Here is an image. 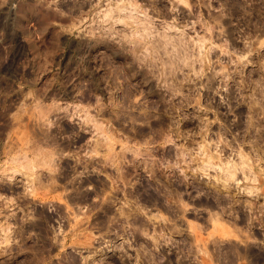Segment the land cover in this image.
Masks as SVG:
<instances>
[{"label":"rangeland","instance_id":"rangeland-1","mask_svg":"<svg viewBox=\"0 0 264 264\" xmlns=\"http://www.w3.org/2000/svg\"><path fill=\"white\" fill-rule=\"evenodd\" d=\"M65 163L181 217H76L45 256ZM0 229V264H264V0H0Z\"/></svg>","mask_w":264,"mask_h":264},{"label":"flooded vegetation","instance_id":"flooded-vegetation-1","mask_svg":"<svg viewBox=\"0 0 264 264\" xmlns=\"http://www.w3.org/2000/svg\"><path fill=\"white\" fill-rule=\"evenodd\" d=\"M84 167L85 166H83V168ZM61 172L62 175L60 178L62 185L59 188L68 194L67 202H64L63 205L56 206V208H48L46 211L40 212L45 219L43 220L44 222H41L38 226L39 230L42 231L41 236L40 234L38 235L43 238V240H40V238L39 240L44 241V243L40 244V247L44 248L45 256L47 255L49 257L52 255V252L57 248L55 243L57 241L61 242L65 238V234L71 230L69 226L71 227L72 221L75 222L77 219L76 217L80 218V224H85L87 227L89 225L94 228V230L102 232L103 234L111 231L114 233L121 231L125 234L122 226L127 225L135 219H142L140 213L141 210H145L143 208H147L148 210H162L163 208L172 206L175 207V213L178 212V218L181 217V204L179 202H156L147 200L148 195L152 194L153 190L156 188L160 190L158 187H155V189L148 188L146 184L135 188L124 186L115 189L109 184L107 185V180L110 179L102 173V176L106 177V180L96 175H82L83 177H81V179H76L75 173L77 174L78 172V166L69 163H65ZM80 173L82 174V172ZM116 193H120L123 196H117L115 195ZM107 195H111V198L109 200H104ZM162 197L163 195H160V198ZM121 198L124 200H121ZM192 205V207L197 209L201 208L198 207L199 205L203 206V208H201L203 209V214H199V216H201L200 219H204L205 223H209L212 215V208L214 205H217V203L205 201ZM156 206H158V209H156ZM219 209H221V217H226V202L220 203ZM196 219L198 218L196 217ZM60 227L64 234H54L53 232L56 229L59 230ZM137 230H135V232ZM123 233L122 235H124ZM182 240L184 241L185 239ZM176 243V252L179 253V250L183 248H181L182 245L178 241ZM72 256H74L76 260L81 257L78 251L73 250L61 258V262L58 263L70 264L69 258Z\"/></svg>","mask_w":264,"mask_h":264},{"label":"bare ground","instance_id":"bare-ground-1","mask_svg":"<svg viewBox=\"0 0 264 264\" xmlns=\"http://www.w3.org/2000/svg\"><path fill=\"white\" fill-rule=\"evenodd\" d=\"M110 137H111V136H110ZM110 139H111V138H110ZM28 144H29V143H28ZM97 145H98V143H97ZM110 145H111V144H110ZM113 145H114V144H113ZM113 145H112V146H113ZM33 147H34V146H33ZM51 153H52V152H51ZM40 154H41V153H40ZM43 155H44V154H43ZM48 156H49V155H48ZM32 162H33V161H32ZM36 162H38V161H36ZM35 164H36V163H35ZM35 164H34V165L32 164L31 166H32L33 168H36ZM37 164H38V163H37ZM42 164H43V163H42ZM52 166H53V165H52ZM33 168H32V169H33ZM32 169H31V170H32ZM33 170H34V169H33ZM32 172H33V171H32ZM48 172H49V171H48ZM30 174H31V173H30ZM30 174H29V175H30ZM34 174H35V173H34ZM51 174H52V173H51ZM30 176L32 177V174H31ZM233 176H234V175H233ZM31 177H30V178H31ZM231 177H232V176H231ZM37 178H38V177H37ZM37 180H38V179H37ZM38 181H39V180H38ZM53 183H54V182H53ZM53 183L51 182V184H53ZM38 184H39V182H38ZM54 184H55V183H54ZM32 188H33V187H32ZM36 191H37V190H36ZM32 193H33V195H35V194H34V191H32ZM144 221H146V220H144ZM147 223H148V222H147ZM153 228H154V227H153ZM154 229H155V228H154ZM0 230H1V229H0ZM135 238H136V237H135ZM136 240H137V243H138V245H137L138 248H137L136 250L138 251V249H139V241H140L139 237H137ZM138 240H139V241H138ZM159 254H160V253H157L156 256H158ZM161 255H162V254H161ZM138 258H139L140 260H142L140 263L143 262V264H145L144 261H143V259H142L140 256H138ZM147 259H149V257H145V260H147ZM146 262H147V261H146Z\"/></svg>","mask_w":264,"mask_h":264},{"label":"built area","instance_id":"built-area-1","mask_svg":"<svg viewBox=\"0 0 264 264\" xmlns=\"http://www.w3.org/2000/svg\"><path fill=\"white\" fill-rule=\"evenodd\" d=\"M138 247V246H137Z\"/></svg>","mask_w":264,"mask_h":264}]
</instances>
